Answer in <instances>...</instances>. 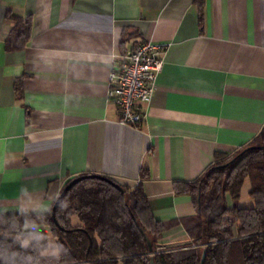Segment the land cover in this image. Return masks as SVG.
<instances>
[{"label":"crops","instance_id":"obj_1","mask_svg":"<svg viewBox=\"0 0 264 264\" xmlns=\"http://www.w3.org/2000/svg\"><path fill=\"white\" fill-rule=\"evenodd\" d=\"M144 41L165 47L163 67L127 127L108 79ZM262 128L264 0H0V216L48 214L68 181L100 175L142 184L175 224L159 246H187L181 221L197 209L175 184Z\"/></svg>","mask_w":264,"mask_h":264},{"label":"trees","instance_id":"obj_2","mask_svg":"<svg viewBox=\"0 0 264 264\" xmlns=\"http://www.w3.org/2000/svg\"><path fill=\"white\" fill-rule=\"evenodd\" d=\"M8 18L16 22L15 29L21 24ZM215 159L194 182L175 184V192L190 195L197 209L181 221L187 246H159L175 224L153 216L142 184L130 189L107 177L115 187L86 174L55 208L56 223L51 212L0 216V264H200L204 249V264H264V128L246 147ZM246 179L254 207L230 208L228 200H238ZM72 216L79 226L71 224ZM138 228L148 236L151 252ZM50 236L57 254L46 258L42 253Z\"/></svg>","mask_w":264,"mask_h":264},{"label":"built area","instance_id":"obj_3","mask_svg":"<svg viewBox=\"0 0 264 264\" xmlns=\"http://www.w3.org/2000/svg\"><path fill=\"white\" fill-rule=\"evenodd\" d=\"M164 48L150 41L137 43L111 71L108 98L120 113V125L137 127L143 121L139 105L148 104L153 96Z\"/></svg>","mask_w":264,"mask_h":264},{"label":"rangeland","instance_id":"obj_4","mask_svg":"<svg viewBox=\"0 0 264 264\" xmlns=\"http://www.w3.org/2000/svg\"><path fill=\"white\" fill-rule=\"evenodd\" d=\"M250 190V183L249 180L246 179L241 191H240V195L237 201H235L233 204L235 206H237L238 208H251L254 207V201L250 198L248 192ZM225 222H227V220L225 219ZM72 223L73 225L78 224L79 222L77 221L76 217L73 216L72 217ZM33 229V228H32ZM37 229H43V230H48V228H44V227H39ZM49 247L46 251H44L42 253V256L46 257V258H50V257H54L57 254V249H56V240L53 237H49Z\"/></svg>","mask_w":264,"mask_h":264},{"label":"water","instance_id":"obj_5","mask_svg":"<svg viewBox=\"0 0 264 264\" xmlns=\"http://www.w3.org/2000/svg\"><path fill=\"white\" fill-rule=\"evenodd\" d=\"M90 177H95V178H98V179H102V180H105L109 183H111L113 186L115 187H118L117 184H115L113 181H111L110 179H108L107 177H104V176H100V175H90ZM83 177H78V178H75L73 179L72 181H70L69 183H67L64 187V189L61 191L60 195L57 197V199L55 200V203L52 207V210H51V215H52V218L54 219L55 221V208L57 207V205L59 204V202L63 199V197L67 194V192L77 183L79 182ZM198 211H199V201H198ZM56 223V221H55ZM136 223V222H135ZM140 233L142 234V236L144 237V240L146 241L147 243V246H148V249L149 251L151 252L152 251V245H151V242L148 238V236L142 231L141 228H138ZM205 255H206V250L204 249L202 251V255H201V259H200V264H204V259H205ZM150 264H153V261L151 260Z\"/></svg>","mask_w":264,"mask_h":264}]
</instances>
